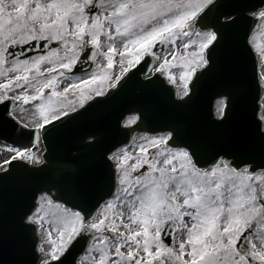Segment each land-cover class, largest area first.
<instances>
[{"label":"snow or ice","instance_id":"snow-or-ice-1","mask_svg":"<svg viewBox=\"0 0 264 264\" xmlns=\"http://www.w3.org/2000/svg\"><path fill=\"white\" fill-rule=\"evenodd\" d=\"M0 143V264H264V0H0Z\"/></svg>","mask_w":264,"mask_h":264},{"label":"water","instance_id":"water-1","mask_svg":"<svg viewBox=\"0 0 264 264\" xmlns=\"http://www.w3.org/2000/svg\"><path fill=\"white\" fill-rule=\"evenodd\" d=\"M125 95L127 96V100L129 102L134 101L136 99L135 82H130V84L127 86L125 90ZM160 103H161V106H163V101H161ZM201 103L205 108H210L214 104V99L210 93H206L203 96ZM189 115L194 117L195 109H193L189 113ZM102 118H103L102 112L94 113L89 117L90 120H98ZM71 145H72L71 136L61 137L54 143V148L52 150V155H51V164L53 166V170H55V167L59 162L67 158L68 156L67 148L71 147Z\"/></svg>","mask_w":264,"mask_h":264},{"label":"rangeland","instance_id":"rangeland-1","mask_svg":"<svg viewBox=\"0 0 264 264\" xmlns=\"http://www.w3.org/2000/svg\"><path fill=\"white\" fill-rule=\"evenodd\" d=\"M21 116L23 117V119L27 120L30 119L29 114L27 113H21ZM7 155V153L4 151V145L2 143H0V161L3 160V158Z\"/></svg>","mask_w":264,"mask_h":264}]
</instances>
